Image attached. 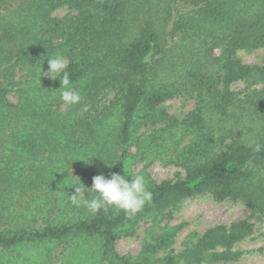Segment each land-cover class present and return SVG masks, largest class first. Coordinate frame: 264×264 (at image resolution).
I'll list each match as a JSON object with an SVG mask.
<instances>
[{"label": "trees", "instance_id": "1", "mask_svg": "<svg viewBox=\"0 0 264 264\" xmlns=\"http://www.w3.org/2000/svg\"><path fill=\"white\" fill-rule=\"evenodd\" d=\"M263 48L264 0H0V264H45L55 247L69 264L239 261L251 219L192 234L177 253L179 228H153L206 195L264 216V64L239 57ZM56 56L69 61L79 104H64L60 81L45 76ZM183 93L199 104L180 120L164 104ZM165 154L186 177L141 174L152 199L136 214L72 204L79 179L134 177L135 163ZM145 222L141 253L119 254ZM23 250L40 256L11 257Z\"/></svg>", "mask_w": 264, "mask_h": 264}, {"label": "rangeland", "instance_id": "2", "mask_svg": "<svg viewBox=\"0 0 264 264\" xmlns=\"http://www.w3.org/2000/svg\"><path fill=\"white\" fill-rule=\"evenodd\" d=\"M66 14H68V10L62 9L56 12L55 15L62 18ZM239 57L245 64L262 65L264 64V48L252 52L241 51L239 52ZM232 89L240 92L244 89V84H234ZM194 97L195 95L190 96L183 93L181 96L167 101L164 107L170 115L182 120L196 110L199 102ZM153 130L151 128L143 132L150 135ZM257 132H259V128ZM186 169L185 165L170 160L168 155L165 154L152 162L135 163L132 167V172L135 176L146 174L156 182H162L184 179L187 174ZM174 215L171 221L164 222L157 228H153L152 222L142 223L133 235L123 237L117 242L116 249L119 254L128 257L138 256L143 250L146 237L152 232V228L158 232L163 231L166 227L167 229L172 227L179 228L175 243L169 250L170 252L177 253L183 249V243L192 234L200 235L217 225L224 224L230 226L232 223L251 219L255 223L253 235L239 243L236 247L237 250L243 253L240 260L219 264H264V216L255 217L244 202L228 200L222 203L206 195L186 201ZM50 249V255L42 257L43 261L45 259V264H69L65 262V259L70 254L66 253L62 247ZM39 252H34L33 250H29V253H26V250L16 251L11 257L18 256L28 261L32 259L30 262H34L35 257L39 258ZM163 255L161 254V256ZM1 261L2 259H0ZM4 261L3 263L8 264L10 258H6Z\"/></svg>", "mask_w": 264, "mask_h": 264}, {"label": "clouds", "instance_id": "3", "mask_svg": "<svg viewBox=\"0 0 264 264\" xmlns=\"http://www.w3.org/2000/svg\"><path fill=\"white\" fill-rule=\"evenodd\" d=\"M48 71L45 76L52 80H59L63 89L60 98L66 105H76L82 100L79 91L74 90L70 76L67 71L68 59L63 56H56L47 59ZM87 111V107L84 108ZM91 157L84 159L86 163H91ZM110 167V166H109ZM126 174L121 175L116 172H110L109 177L104 174H98L93 177L91 187H86L80 179L73 184L74 192L70 199L72 204L86 207L91 213L95 214L100 210L108 211L110 208H116L124 211L126 214L134 215L139 212L145 203L150 202L152 193L148 190L147 181L141 175L130 177ZM87 193V195H85ZM95 194L89 198L90 194Z\"/></svg>", "mask_w": 264, "mask_h": 264}]
</instances>
